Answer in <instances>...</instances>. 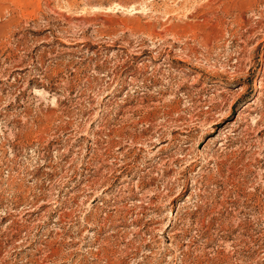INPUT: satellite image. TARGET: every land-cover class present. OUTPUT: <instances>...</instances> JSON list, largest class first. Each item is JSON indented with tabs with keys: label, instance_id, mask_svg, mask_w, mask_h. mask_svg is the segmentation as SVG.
Instances as JSON below:
<instances>
[{
	"label": "rangeland",
	"instance_id": "rangeland-1",
	"mask_svg": "<svg viewBox=\"0 0 264 264\" xmlns=\"http://www.w3.org/2000/svg\"><path fill=\"white\" fill-rule=\"evenodd\" d=\"M0 264H264V0H0Z\"/></svg>",
	"mask_w": 264,
	"mask_h": 264
}]
</instances>
